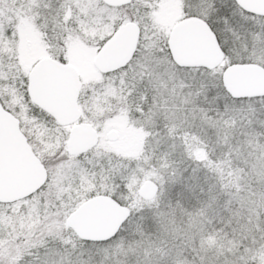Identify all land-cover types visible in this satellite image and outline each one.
<instances>
[{"label":"snow or ice","instance_id":"obj_1","mask_svg":"<svg viewBox=\"0 0 264 264\" xmlns=\"http://www.w3.org/2000/svg\"><path fill=\"white\" fill-rule=\"evenodd\" d=\"M0 264H264V0H0Z\"/></svg>","mask_w":264,"mask_h":264}]
</instances>
